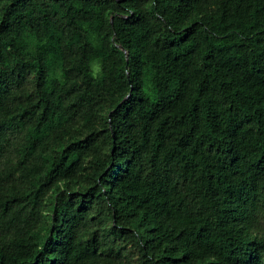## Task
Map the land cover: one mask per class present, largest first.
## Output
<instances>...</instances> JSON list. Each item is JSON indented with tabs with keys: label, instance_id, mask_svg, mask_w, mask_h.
I'll return each instance as SVG.
<instances>
[{
	"label": "trees",
	"instance_id": "16d2710c",
	"mask_svg": "<svg viewBox=\"0 0 264 264\" xmlns=\"http://www.w3.org/2000/svg\"><path fill=\"white\" fill-rule=\"evenodd\" d=\"M0 264H264V0H0Z\"/></svg>",
	"mask_w": 264,
	"mask_h": 264
}]
</instances>
